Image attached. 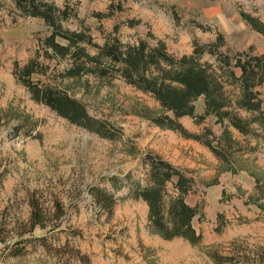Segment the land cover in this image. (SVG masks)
<instances>
[{"label": "rangeland", "instance_id": "374dc122", "mask_svg": "<svg viewBox=\"0 0 264 264\" xmlns=\"http://www.w3.org/2000/svg\"><path fill=\"white\" fill-rule=\"evenodd\" d=\"M29 3L0 0V264H264V0L34 1L51 5L61 29L83 34L78 45L90 55L114 38L131 45L162 42L176 57L191 54L198 43L216 51H204L201 63L221 73L218 65L229 58L237 77L238 57L262 56L253 90L263 114L228 107L244 121L241 133L207 113L199 95L192 103L205 119L180 118L199 140L155 124L152 117L164 111L152 93L117 74L99 77L77 45L55 51L47 41L55 29L27 13ZM54 41L68 45L57 34ZM29 61L31 82L67 91L88 113L112 123L119 137H101L35 101L15 74ZM225 79L226 95L234 100L240 86ZM146 153L192 177L184 197L196 208L198 242L154 232L146 202L130 196L146 184ZM94 185L113 193L109 215L94 203ZM31 197L45 210L35 226ZM56 202L64 211L59 218Z\"/></svg>", "mask_w": 264, "mask_h": 264}, {"label": "trees", "instance_id": "16d2710c", "mask_svg": "<svg viewBox=\"0 0 264 264\" xmlns=\"http://www.w3.org/2000/svg\"><path fill=\"white\" fill-rule=\"evenodd\" d=\"M30 0L27 6L30 15L42 17L44 21L55 29L47 41L53 49L59 53L66 52L72 44L86 59V63L94 67V73L99 77L115 75L122 77L124 81L133 87L152 93L163 108L164 113L155 115L152 120L160 127L170 128L196 140L201 135L188 132L180 123V118L187 115L196 119L197 123L205 119L206 113L197 115L193 100L199 95H204L207 113H212L218 119L226 118L228 124L239 132L245 133L247 128L241 117L236 116L228 107L236 106L251 112H261V101L257 99V93L253 90L256 84V76L260 68L262 56L250 57L244 60L237 58L235 66L241 70V75L236 76L230 69V59L218 65L221 73L211 68L207 62H200V55L209 50L208 46L195 43L191 54H182L181 57L171 55L166 51L162 42L149 45L140 39L137 43L123 44L117 39L107 40L102 46H97V53L86 54L78 45L85 39L84 35L77 32L64 31L54 19L51 5L42 4V8ZM253 26L260 29V25L250 19ZM57 35L67 40V46L54 41ZM221 39L218 35L217 40ZM90 39H87L89 41ZM79 54V53H78ZM33 62L29 61L15 72L31 93L32 98L49 107L56 115L61 116L71 124H76L87 131L96 133L101 137L115 139L119 137V130L115 131L112 123L103 121L88 113L86 106L76 97H72L67 91L48 85H39L30 81L33 72ZM18 68V67H17ZM227 73L225 77H223ZM231 78L240 86L241 93L234 100L228 99L222 80ZM247 120L245 121V123ZM204 144L219 158L222 155L220 149L213 146L210 140L205 139ZM143 162L149 167L146 175V184L138 185L130 190V196L141 198L147 204V218L149 227L158 232L163 238L171 239L181 237L190 243H196L200 235L193 228L192 220L196 216V208L190 205L184 195L192 187V177L186 171L173 165L160 156L146 153ZM172 183L169 190L168 184ZM94 203L106 214H110L116 203L113 193L99 186H91L89 190ZM30 224L35 226L42 224L43 212L38 201L31 197ZM54 216L57 218L64 213L62 206L56 202Z\"/></svg>", "mask_w": 264, "mask_h": 264}]
</instances>
